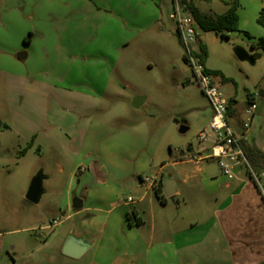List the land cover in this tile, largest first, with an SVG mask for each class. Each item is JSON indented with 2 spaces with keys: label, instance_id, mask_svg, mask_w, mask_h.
<instances>
[{
  "label": "rangeland",
  "instance_id": "obj_1",
  "mask_svg": "<svg viewBox=\"0 0 264 264\" xmlns=\"http://www.w3.org/2000/svg\"><path fill=\"white\" fill-rule=\"evenodd\" d=\"M7 1L0 0V14L12 7ZM224 1L233 3L235 0H195L194 5L203 13L216 16L229 10ZM173 12V0H35L24 15L11 11L12 17L0 30L4 49H21L23 39L29 38L30 33L34 39L38 31L43 35L36 38L30 61L24 67L32 74L24 104L17 98L16 90L22 83L8 76L9 62H0V67L7 72H0V120L12 128L0 129V235L11 256L33 253L22 264H53L60 240L82 219H68L76 212L75 195L67 200L70 167L45 146L49 144L44 139L49 125L55 126L56 133L71 137L68 126L79 113L66 95L71 100H80V85L63 83L62 77L74 72L79 79L87 73L95 83H102L105 75H109L108 95L93 118L112 126L111 137L126 129L147 140L161 142L177 121L175 138L197 144L196 131L201 119L198 113L208 110L212 116L213 112L186 64L185 52L176 35L177 25L170 19ZM200 35L206 48L205 66L218 81L217 72L229 80L222 85L225 101L236 100V107L242 110V119L248 125V142L254 145V141L264 139V49L252 46L249 38L240 34L230 33L228 38H222L214 32L200 31ZM239 48L245 50L250 59L239 60L236 56ZM198 52L202 53L200 47ZM86 55L89 58H85ZM253 94L258 95L256 116L261 121L252 125L245 111ZM137 99L145 100L140 108L135 107ZM16 119L27 122L22 135L30 136L29 141L17 137L12 126ZM183 119L190 125L186 135L180 133ZM36 136L39 141L34 140ZM34 141V148L29 151ZM42 144L44 155L39 153ZM181 147L173 144L171 160L175 159V150ZM24 152L27 154L22 156ZM142 155L146 158L141 161L149 160L143 177H153L161 165L149 159L147 144L136 157L125 161V167L133 169L142 163L139 161ZM58 163L66 169L65 174L59 173ZM173 171L174 168L169 167L165 174ZM39 173L47 178L43 183L45 194L35 205L26 200V194ZM260 184L264 187V178L260 179ZM81 195L82 192L79 197ZM204 201L207 207L211 206L209 200ZM155 206L157 232L164 227L162 217L187 214L186 221L192 222L201 214L198 205L186 193L170 199L167 206L160 202ZM149 208L147 204L148 215ZM202 216L208 218V212ZM54 220L61 223L50 229ZM147 229L144 227L143 231ZM57 233L60 236L55 239ZM14 247L16 250H12Z\"/></svg>",
  "mask_w": 264,
  "mask_h": 264
},
{
  "label": "crops",
  "instance_id": "obj_2",
  "mask_svg": "<svg viewBox=\"0 0 264 264\" xmlns=\"http://www.w3.org/2000/svg\"><path fill=\"white\" fill-rule=\"evenodd\" d=\"M157 1L167 2V0ZM234 2H238L239 17V32L235 34L247 36L252 42L251 45L257 47L260 40H264V28L258 24L260 12L264 9V0ZM9 3L13 4L12 7L8 10L3 8L4 13L1 11L0 30L4 28L8 18L12 17V10L24 15L35 0H8L7 4ZM176 35L181 46L177 30ZM41 37H43L42 31L35 34V39L30 33L29 38L23 39V47L14 51L4 49V44L0 42L1 64L9 62L11 69H8V76L22 83L21 88L16 89L21 104L25 103V97L28 96L27 86L32 75L24 67L30 61L36 38ZM27 39L30 40L29 44H25ZM21 53L27 55L24 60L18 59ZM85 58L89 56L86 55ZM4 71L0 67V72L7 73ZM217 77L223 85L222 77L219 75ZM62 79L63 83L80 85L82 90L80 100L73 98L71 100L66 95L74 110L79 113L76 120L68 126L71 137L63 135L62 132L56 133L55 126L49 125L48 135L44 138L49 146H45L57 155V158H63L69 165L70 190L67 200H70L69 197L74 194L75 200L83 202V207L80 210L75 209L76 212L68 216V219L72 217L82 219L80 223L71 226V232L67 237L64 236L60 240L53 264H264V196L246 171H242L234 180L224 176L217 178L220 174L210 177L205 168L211 163L186 161L187 154H196L205 147L198 143L195 145L189 139L177 140L175 138V130L179 124L177 121L171 125L170 131L161 142L155 139L147 140L145 136L126 129L111 137L112 126L103 120L93 118V114L101 110L103 98L108 95L109 75H105L102 83H95L94 78L87 73L78 79L73 72ZM175 85L178 86V82ZM68 90L70 89H65ZM257 98L258 95L253 94L249 102L256 103ZM144 104L145 100L141 106ZM235 109V114L228 116V121L236 135L251 145L248 142L249 129H245L246 123L242 119L243 112L236 106ZM258 110L259 106L251 117L252 125L256 121H261V118L256 116ZM198 114L201 115V119L196 138L201 130L209 128L212 117L211 111L209 113L208 110ZM0 124V129H12L1 120ZM183 125L189 127L190 131L187 119H183ZM12 126L18 133L16 134L18 138L29 141L30 136L22 135L27 122L16 119ZM34 140L39 141L38 136ZM263 140L254 141V146L264 153ZM35 141L28 147L29 151L34 148ZM146 144L149 159L151 158L155 165L157 163L161 165L150 179H153L155 184L161 176H164V181L174 180L177 189L173 199L182 197L186 193L188 198L193 199L198 205V212L201 214L194 221H186L187 214L171 218L165 216L161 220L162 227L165 228L157 232L153 213L156 203L160 201L155 195L154 186L144 182L149 177H143L148 171L149 160L141 161L142 158H146L142 155L139 159L142 163L137 164L133 169L125 167V161L136 157ZM173 144L182 147L175 150V159L171 160ZM189 145L193 147L191 152L187 151ZM45 146L39 145L40 155H44ZM22 154L25 156L27 152ZM57 167L60 174L66 173L63 165L58 163ZM169 167H173L174 171L167 175L165 170ZM255 169L264 178V164L256 166ZM244 173H247V176H244ZM39 174L47 178L44 173ZM80 192H82L81 197H79ZM170 199L167 198V203L163 205L167 206ZM203 199L209 200L211 206L207 207ZM147 204L150 207L149 215ZM206 212L208 218L202 216ZM144 227H148L147 232L143 231ZM59 233L55 235L57 236L55 239L59 238ZM70 236L83 239L90 246L81 259L75 260L62 253L63 246ZM12 250H16V247ZM32 254L21 257L11 256L7 243L0 235V264H22L24 259Z\"/></svg>",
  "mask_w": 264,
  "mask_h": 264
},
{
  "label": "built area",
  "instance_id": "obj_3",
  "mask_svg": "<svg viewBox=\"0 0 264 264\" xmlns=\"http://www.w3.org/2000/svg\"><path fill=\"white\" fill-rule=\"evenodd\" d=\"M173 4L174 12L170 15V19L177 25L178 36L188 67L213 112L209 128L201 130L196 138L197 143L205 147L204 150H199L196 154H187L185 160L191 163L206 161L217 164L219 174L229 180H234L242 171H246L264 196V187L260 184L262 177L248 161L243 151L241 145L243 138L236 135L228 121V103L222 92V84L207 70L204 59L198 52V39L201 35L197 23L185 11L180 0H173ZM256 110V103H250L246 113L252 117ZM245 129H248L246 124ZM144 182L149 186H155L153 179L146 178ZM129 201L132 200L129 199ZM60 223L61 221L54 220L49 227L50 229L56 228Z\"/></svg>",
  "mask_w": 264,
  "mask_h": 264
},
{
  "label": "trees",
  "instance_id": "obj_4",
  "mask_svg": "<svg viewBox=\"0 0 264 264\" xmlns=\"http://www.w3.org/2000/svg\"><path fill=\"white\" fill-rule=\"evenodd\" d=\"M181 4L184 6L185 11L193 17L195 22L197 23L198 30L204 33L208 32H214L218 35H220L222 38H228V34L239 32V17L237 15V9H238V2L228 3L225 2L229 6V10L223 14V15H216V16H210L208 14H205L201 12L195 5V0H180ZM206 2H211V0H202ZM258 24L264 28V9L260 12L259 18H258ZM30 40H25V44H29ZM198 47L201 48L202 53L200 54L203 59L205 55V45L203 44V41L201 40V37L198 39ZM257 47H261L264 49V40H260V43L257 45ZM216 75L222 76L221 73H215ZM223 82L225 83L226 78L222 76ZM236 100L231 99L228 103V116H233L236 112L235 106H236ZM241 145L243 148V151L248 159V161L251 163V165L256 168V166H259L260 164H264V153L259 151L256 146L249 145L244 140L241 141ZM193 150L192 145H189L187 147V151L191 152ZM164 176H161L158 182L154 186V192L157 197V199L162 203H167V198L164 195ZM172 199V198H171Z\"/></svg>",
  "mask_w": 264,
  "mask_h": 264
},
{
  "label": "water",
  "instance_id": "obj_5",
  "mask_svg": "<svg viewBox=\"0 0 264 264\" xmlns=\"http://www.w3.org/2000/svg\"><path fill=\"white\" fill-rule=\"evenodd\" d=\"M25 53H21L18 55V59L24 60L26 58ZM236 56L239 60L241 61H246L250 59L249 55L247 52L241 48L236 50ZM252 62H254L253 59H251ZM143 99H137L135 102V107L140 108ZM1 125V124H0ZM189 131V127L186 125H182L180 127V133L181 134H186ZM206 173L210 177H216L219 175V168L217 164H209L205 168ZM45 177L43 174H38L31 183L30 189L26 195V200L30 202L31 204H39L41 201L43 195H44V188H43V183H44ZM176 189H177V183L174 180L171 179H166L164 181V195L166 198L170 199L173 198L176 195ZM74 209L80 210L83 207V202L81 200H74ZM90 246L88 243H86L83 239H79L75 236H70L62 249L63 255L78 260L81 259L89 250Z\"/></svg>",
  "mask_w": 264,
  "mask_h": 264
}]
</instances>
